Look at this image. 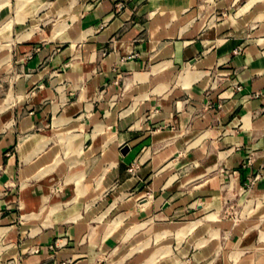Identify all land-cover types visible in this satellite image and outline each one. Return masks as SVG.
<instances>
[{
	"label": "crops",
	"instance_id": "crops-1",
	"mask_svg": "<svg viewBox=\"0 0 264 264\" xmlns=\"http://www.w3.org/2000/svg\"><path fill=\"white\" fill-rule=\"evenodd\" d=\"M62 260L264 264V0H0V264Z\"/></svg>",
	"mask_w": 264,
	"mask_h": 264
},
{
	"label": "rangeland",
	"instance_id": "rangeland-1",
	"mask_svg": "<svg viewBox=\"0 0 264 264\" xmlns=\"http://www.w3.org/2000/svg\"><path fill=\"white\" fill-rule=\"evenodd\" d=\"M235 207L236 206H233L231 204H228L227 207L226 206L223 207V211H222L223 215L224 214H230V213H228V211H232V216H233L232 218H233V220L235 221V220L239 219L240 218V215L238 213L239 208H235ZM236 211H237V213H236Z\"/></svg>",
	"mask_w": 264,
	"mask_h": 264
},
{
	"label": "built area",
	"instance_id": "built-area-1",
	"mask_svg": "<svg viewBox=\"0 0 264 264\" xmlns=\"http://www.w3.org/2000/svg\"><path fill=\"white\" fill-rule=\"evenodd\" d=\"M235 51H237V50H235ZM133 55H135V54H133ZM240 85H237L236 86V88L237 89H240ZM129 170H132V167H129ZM71 262H70V260H62V261H60V262H58V264H70Z\"/></svg>",
	"mask_w": 264,
	"mask_h": 264
},
{
	"label": "water",
	"instance_id": "water-1",
	"mask_svg": "<svg viewBox=\"0 0 264 264\" xmlns=\"http://www.w3.org/2000/svg\"><path fill=\"white\" fill-rule=\"evenodd\" d=\"M127 149H128V146H127V145H124V146H122L121 151H122V152H126Z\"/></svg>",
	"mask_w": 264,
	"mask_h": 264
}]
</instances>
